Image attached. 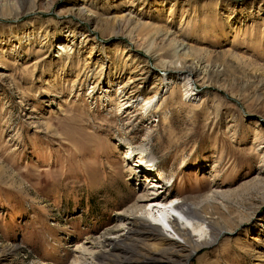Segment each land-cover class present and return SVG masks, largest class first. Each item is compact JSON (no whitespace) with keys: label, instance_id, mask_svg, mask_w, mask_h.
I'll return each instance as SVG.
<instances>
[{"label":"rangeland","instance_id":"1","mask_svg":"<svg viewBox=\"0 0 264 264\" xmlns=\"http://www.w3.org/2000/svg\"><path fill=\"white\" fill-rule=\"evenodd\" d=\"M80 2L0 0V264H106L101 237L120 225L112 253L141 259L158 246L122 236L129 211L180 244L175 223L194 242V226L216 236L186 264H264V0H85L97 24L70 12ZM129 9L148 23L132 30L145 40L103 27ZM152 25L189 45L181 61L200 59L204 81L145 53L180 64L168 41L150 44ZM118 44L152 73L143 95L127 97L132 60ZM124 145L139 155L125 157ZM143 166L147 192L199 217L173 205L133 210Z\"/></svg>","mask_w":264,"mask_h":264},{"label":"bare ground","instance_id":"2","mask_svg":"<svg viewBox=\"0 0 264 264\" xmlns=\"http://www.w3.org/2000/svg\"><path fill=\"white\" fill-rule=\"evenodd\" d=\"M80 3H76L73 4L70 8V12L73 13L74 15L80 17V16H84L85 19L87 20H91L93 23L98 22V20H94L95 17L92 16V14H85L83 12L84 7L82 6L84 4L85 0H80ZM145 1V0H143ZM162 1V0H161ZM153 3L158 4L157 1H154ZM174 4V3H173ZM172 4V5H173ZM171 8V7H170ZM160 10V8L158 6L155 7V9H153L154 12H158ZM88 12V11H87ZM171 12V9L169 10V13ZM111 18V16H110ZM108 18V19H110ZM112 20L111 21H105L102 22L103 27L105 28L106 32H109L112 36L116 37V38H122V37H130L131 39H135L136 40H142L144 39V35L142 33L141 36H139V34H134L133 33V29L135 27H138L141 31L146 30L148 32V23H144L140 21V18L138 17V13H133V11L131 9H129V11L127 13H123L122 15H116V16H112ZM97 21V22H96ZM156 25V24H155ZM154 26V25H152ZM162 31V32H161ZM135 33V32H134ZM146 33V32H145ZM152 33V35H150L152 37V40L150 42V44L155 41V39L161 38L162 41H168L167 42V50L169 49L172 54V58L177 59V61L180 62V64H176V61L173 60H166L164 59V57L168 58V54L166 53V56H162V54L159 53H153L152 51H150V48H148V52L146 51L145 53L147 55L150 56V54L154 57H156L157 59L160 57L159 59V63L162 64V69L164 72H168V71H174V72H178L186 77L193 78L196 79L198 78L199 80H203L205 79V74H206V69L204 68L202 62H199L198 59L197 61L195 60H190L188 59L186 61V63L184 61H181V59L183 60L184 58L188 57L189 55H187V51H188V47L189 46L187 43L186 45L184 44L185 42H183V40H180L178 38L177 35H171L172 37L170 38V33L168 31H166V29L163 31V28H161L159 25L154 26V28L152 29V31L150 32ZM147 35V34H146ZM88 35H84V38L86 39ZM135 36V37H132ZM140 37V38H139ZM130 39V40H131ZM146 39V38H145ZM144 39V40H145ZM143 40V41H144ZM66 41V39H58V44L56 45L57 48V52L61 53L64 51L66 47V44H64L63 42ZM149 44V43H148ZM151 44V45H152ZM118 46L120 48H122L123 53H127L126 54V59L132 60L130 61V63H128L129 68L131 69L130 71V78L128 77L127 82L123 85V88L125 87V85L129 84L127 86V89L125 90V92H129V95H127L128 98H130L131 96H139V95H143V93L145 92V86L146 83L150 80V75L152 74L150 69L148 70V72L142 71V69H140L142 67V65H138V61L134 58V54L131 53V48H127V46H121L118 44ZM150 47V46H149ZM187 47V49H186ZM189 54V53H188ZM207 64V63H206ZM207 66V65H206ZM165 67V68H163ZM132 68H139V70H134L132 71ZM124 68H122L121 70H123ZM129 69V70H130ZM208 71V70H207ZM161 72V71H160ZM120 75V74H119ZM160 74H158L159 76ZM156 77L155 80L158 81V83H153L150 87V90H155V93H153V96H155V94L158 92V90L161 88L162 85V79L161 77ZM110 79V78H108ZM111 80V79H110ZM161 80V81H160ZM107 83H109V81H107ZM142 84V85H141ZM131 89V90H130ZM130 90V91H129ZM149 91V92H151ZM106 96V95H104ZM153 96H149L147 97V100H144L145 105H147L148 103H150L151 99L153 98ZM127 98V99H128ZM125 105L124 103L119 102L118 106L119 107H123ZM121 145L119 144V147ZM124 147L126 149H123V155L125 157H132L134 155V157L138 156L139 153H136L135 150H133L132 148H130L127 145H124ZM144 166L146 168H149V164H144ZM144 166L141 167V170H143L141 172V174L146 175V178L144 179V183L141 185L140 183V178L142 177V175L140 174V176H136V179L139 182V186H140V194L137 195L135 197L134 200V204H133V210H135L136 212L142 210L146 205H150V203L152 204V206L154 205H164L165 208H168V205H173V199L169 198V195L163 193L162 195H156L159 192H161V190H159L157 193L154 194L151 192H147L144 186H146V181H148V177L150 176L152 173H149L147 170L144 169ZM129 172H131L129 170ZM152 176V175H151ZM140 177V178H139ZM148 185L150 184V182H147ZM163 207V206H162ZM162 209V208H161ZM160 209V210H161ZM177 209H182L186 215H194L195 217H199L197 208L195 207H191L189 205H187L186 203H182V204H176L173 205L170 210H177ZM132 210V211H133ZM159 210V211H160ZM165 210V209H164ZM169 210V209H167ZM158 212V211H157ZM159 213V212H158ZM162 213H164V215L167 216L166 211H163ZM159 213V214H162ZM121 216V218L124 219V221L129 224V228H127V230L125 231V233L122 236H125L126 238H140V237H144L145 239H148L149 241L154 242L158 247L157 250H149V251H145L144 253H141V259H136L133 260L129 257H124V256H120V255H114L112 253L111 250H115L116 248H121V245L118 244L119 240H116L115 237H112L108 234H112L113 231H116L120 228H123L122 225L115 227V228H110L108 230H106L103 235H102V239L100 242V246L105 248V250L102 252L103 258L106 259H110V262H106L104 260V263L106 264H141V263H145V262H165L168 264H186L187 261L191 258V256L194 254V252L198 249V247L201 244H212L215 240H216V236L211 235L210 238H206V236L204 235V230L201 229L200 227L194 226L192 227V230L197 231L199 233L198 237L199 239L197 241H193L191 239V237L188 235V233L185 232V230L180 227L178 224H172L171 228L172 230L180 237L183 239L184 243L180 244L176 241H171L170 238H167L166 236H163L162 233H160L157 230L154 229H150L145 227V224L139 220V218H137L134 213H130L129 212H124V213H119V217ZM163 217V216H162ZM168 218V217H167ZM164 219V218H163ZM203 238V239H201ZM122 240V239H121ZM136 240V239H133ZM199 241V242H198ZM87 243H90L89 241ZM93 245V243H91V246ZM155 253H164L162 255L163 258H156L154 256ZM112 257V258H111ZM73 264H82V263H76L74 262Z\"/></svg>","mask_w":264,"mask_h":264}]
</instances>
